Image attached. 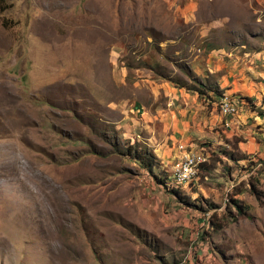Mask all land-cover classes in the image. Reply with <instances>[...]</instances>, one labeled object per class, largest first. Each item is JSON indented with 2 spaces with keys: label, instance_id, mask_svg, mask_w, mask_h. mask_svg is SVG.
I'll list each match as a JSON object with an SVG mask.
<instances>
[{
  "label": "rangeland",
  "instance_id": "rangeland-1",
  "mask_svg": "<svg viewBox=\"0 0 264 264\" xmlns=\"http://www.w3.org/2000/svg\"><path fill=\"white\" fill-rule=\"evenodd\" d=\"M242 46L264 50V0H0V264H182L181 209L207 218L216 264H264V157L207 143L175 191L114 108L139 69L218 87L207 63Z\"/></svg>",
  "mask_w": 264,
  "mask_h": 264
},
{
  "label": "crops",
  "instance_id": "crops-1",
  "mask_svg": "<svg viewBox=\"0 0 264 264\" xmlns=\"http://www.w3.org/2000/svg\"><path fill=\"white\" fill-rule=\"evenodd\" d=\"M243 47L234 52L217 50L206 65L208 72L217 76L223 93L240 98L237 115H223L218 107L220 97L212 91L214 97L208 101L139 69L130 84L137 94L114 106L119 112L117 125L126 136L144 137L164 170L172 169L181 145L196 150L232 149L236 145L247 159L263 158L264 50L254 52ZM113 70L120 87L127 85V69L113 65ZM196 70L203 73L199 66ZM140 91L146 93V101L140 99ZM207 143L211 144L209 148L205 147ZM169 213L171 223L179 226L190 242L182 264H216L205 234L209 228L207 218L184 209Z\"/></svg>",
  "mask_w": 264,
  "mask_h": 264
},
{
  "label": "built area",
  "instance_id": "built-area-1",
  "mask_svg": "<svg viewBox=\"0 0 264 264\" xmlns=\"http://www.w3.org/2000/svg\"><path fill=\"white\" fill-rule=\"evenodd\" d=\"M239 102L240 98L223 93L218 107L223 115L233 116L241 109ZM179 150L181 154L175 159L164 183L167 188L175 191L196 185L202 167L208 162L204 148L196 150L181 145Z\"/></svg>",
  "mask_w": 264,
  "mask_h": 264
},
{
  "label": "trees",
  "instance_id": "trees-1",
  "mask_svg": "<svg viewBox=\"0 0 264 264\" xmlns=\"http://www.w3.org/2000/svg\"><path fill=\"white\" fill-rule=\"evenodd\" d=\"M154 70V69H153ZM186 74L190 77V78H192V80L194 81V82H196V81H198L199 82V79H197L196 77H195V74L193 73V71H191V70H187V72H186ZM162 76V75H161ZM165 78H168V77H166L165 76ZM168 80H170V79H168ZM172 82H174V81H172ZM175 83V85H176V87H178V88H184V89H186L187 91H193V92H196V93H198L201 97L202 96H204V94H205V91L204 90H209V91H212L213 93H214V95H216L217 97H220L221 95H222V91L219 89V87H206V85L205 84H202V83H200V84H198L200 87H195V85L194 86H191V85H188L187 83H176V82H174ZM130 148H132V146H130L129 147V149H128V151L125 153H123V154H125V155H131V150H130ZM136 155L138 156V157H142V155L141 154H139L138 152H137V149H136ZM241 160H244V158H241ZM163 182H164V180L162 181V184H163ZM252 186V185H251ZM256 193V192H255ZM236 205H237V202L235 203ZM237 207H238V209H239V212H241L242 211V209H241V207L240 206H238L237 205Z\"/></svg>",
  "mask_w": 264,
  "mask_h": 264
}]
</instances>
